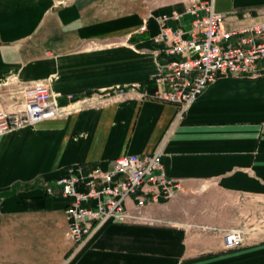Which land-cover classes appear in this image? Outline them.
<instances>
[{
  "label": "crops",
  "instance_id": "obj_1",
  "mask_svg": "<svg viewBox=\"0 0 264 264\" xmlns=\"http://www.w3.org/2000/svg\"><path fill=\"white\" fill-rule=\"evenodd\" d=\"M193 5H211L225 30L264 21V0H0V106L42 83L64 113L0 135V264H264V241L223 243L225 216H245L239 199H264V76L220 77L182 115L149 98L172 59L154 40L160 23L190 39ZM160 146L181 191L72 253L68 200L44 186Z\"/></svg>",
  "mask_w": 264,
  "mask_h": 264
},
{
  "label": "built area",
  "instance_id": "obj_2",
  "mask_svg": "<svg viewBox=\"0 0 264 264\" xmlns=\"http://www.w3.org/2000/svg\"><path fill=\"white\" fill-rule=\"evenodd\" d=\"M199 10H204L205 15L199 16ZM189 13L194 17L190 39H184L181 30H170L163 23L154 39L164 45V54L172 59L165 65V71L154 76L157 89L149 98L175 105L180 115L220 77L254 79L264 76V21L225 30L224 16L214 13L211 5H193ZM21 97L20 104L8 108L0 106V135L64 114L49 87L42 83L25 86ZM107 99H110L109 94L100 101ZM161 157L162 146L151 155L119 156L113 160L109 171L78 166L67 169L55 184L44 186L45 195L68 200L65 214L72 253L108 223L148 222L141 215L144 209L166 202L181 191L180 181L166 177ZM244 238L242 231H224L225 249L242 247Z\"/></svg>",
  "mask_w": 264,
  "mask_h": 264
},
{
  "label": "rangeland",
  "instance_id": "obj_3",
  "mask_svg": "<svg viewBox=\"0 0 264 264\" xmlns=\"http://www.w3.org/2000/svg\"><path fill=\"white\" fill-rule=\"evenodd\" d=\"M226 199L231 201V198ZM232 199L235 200L236 198ZM239 200L244 203V206H241V210L246 211L245 216H240L239 219L232 217L231 221L230 216L226 215L225 218H229L228 221L231 222L229 229L226 230L233 228L232 230L242 231L245 237L243 246L249 242L264 241V199L246 200L240 198ZM247 211L250 213L248 214ZM145 220L150 221L148 218H145Z\"/></svg>",
  "mask_w": 264,
  "mask_h": 264
}]
</instances>
